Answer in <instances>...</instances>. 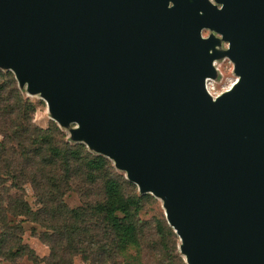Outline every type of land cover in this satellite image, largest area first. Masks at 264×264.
I'll return each instance as SVG.
<instances>
[{
	"label": "water",
	"instance_id": "water-1",
	"mask_svg": "<svg viewBox=\"0 0 264 264\" xmlns=\"http://www.w3.org/2000/svg\"><path fill=\"white\" fill-rule=\"evenodd\" d=\"M0 67L164 200L187 264H264V0H0Z\"/></svg>",
	"mask_w": 264,
	"mask_h": 264
},
{
	"label": "trees",
	"instance_id": "trees-1",
	"mask_svg": "<svg viewBox=\"0 0 264 264\" xmlns=\"http://www.w3.org/2000/svg\"><path fill=\"white\" fill-rule=\"evenodd\" d=\"M35 111L15 73L0 67V189L22 192L8 206L0 196V257L37 260L23 243L21 224H12L13 216L51 231L43 235L51 248L44 259L48 264H73L76 254L97 264H132L125 263L130 249H136L137 258L143 250L152 253L155 264H185L177 248L179 235L167 217L152 223L139 216L152 193L137 195L138 185L112 159L68 137L56 120L47 127L36 125ZM78 180L99 186V197L69 208L64 197ZM24 183L34 188L37 210L24 198Z\"/></svg>",
	"mask_w": 264,
	"mask_h": 264
},
{
	"label": "rangeland",
	"instance_id": "rangeland-1",
	"mask_svg": "<svg viewBox=\"0 0 264 264\" xmlns=\"http://www.w3.org/2000/svg\"><path fill=\"white\" fill-rule=\"evenodd\" d=\"M214 1V0H213ZM211 34H214L218 39V43L215 46V50L218 53V56L214 59L217 60V66L214 65V75L210 77L211 79L208 81V88L212 92V97L217 98L221 94L225 93L238 79V75L235 72L234 62L227 55V50L229 49V43L225 41L220 34H218L214 29L207 28L204 29L203 35L205 37H209ZM218 67V70H217ZM22 90L28 98L32 100L35 104L36 111L33 114V122L41 127H47L50 125L52 121H54L55 117L49 107V104L43 97L41 92H32L28 88V84L21 86ZM58 124L65 131L68 137L73 138L74 132L77 128L80 127L77 122H69L63 123L58 121ZM2 135L0 134V142L2 140ZM120 173L126 175L125 171H121ZM89 189H93V191H88ZM100 192L99 186H94L90 188L89 186L81 183L79 180L74 183V188L70 190L64 197L65 202L69 208H78L85 206L90 202H93L94 199H98V193ZM20 190L9 189L3 190L0 189V196L5 199V206H8L11 202L14 201L15 196L21 194ZM23 193L24 198L29 203L32 209L37 210L40 207V203L36 193L34 191L31 183L23 184ZM137 195H142L139 188L136 189ZM149 198L145 203L144 208L141 210L139 216L143 220H148L153 223V221H157L158 219H163L165 217L164 214V200L160 197L155 196L154 194H148ZM12 220V224H21L22 226V239L23 243L28 245L37 256V260L34 261L29 257H23L17 259L15 261L5 260L0 257V264H48L44 259H46L50 253L51 248L49 242L43 238L45 232L50 233L47 228L41 226L38 223H33L31 221H22L21 217L14 218L13 216H9ZM0 234H1V226H0ZM154 239V236H152ZM177 248L184 258V254L180 250V238L177 239ZM143 255L139 258L136 256V249H130L128 251V258L125 263L128 261L132 264H155L154 256L152 253L146 252L143 250ZM73 264H97V260L90 258L87 260L84 258L82 254L73 255ZM185 261V260H184ZM122 264V263H121ZM185 264L187 262L185 261Z\"/></svg>",
	"mask_w": 264,
	"mask_h": 264
},
{
	"label": "bare ground",
	"instance_id": "bare-ground-1",
	"mask_svg": "<svg viewBox=\"0 0 264 264\" xmlns=\"http://www.w3.org/2000/svg\"><path fill=\"white\" fill-rule=\"evenodd\" d=\"M204 29H207V27H205ZM204 29L202 30V35H203V31H204ZM204 36V35H203ZM205 37V36H204ZM205 38H207V37H205ZM217 60H214L213 61V63H214V65L215 66H217ZM217 70H218V67H217ZM211 78H207V88H208V81L210 80ZM208 90H209V88H208ZM209 92L212 94V92L209 90ZM213 95V94H212ZM214 96V95H213Z\"/></svg>",
	"mask_w": 264,
	"mask_h": 264
}]
</instances>
